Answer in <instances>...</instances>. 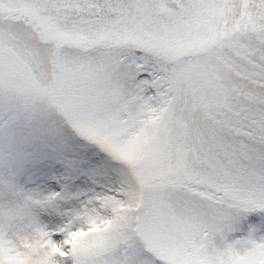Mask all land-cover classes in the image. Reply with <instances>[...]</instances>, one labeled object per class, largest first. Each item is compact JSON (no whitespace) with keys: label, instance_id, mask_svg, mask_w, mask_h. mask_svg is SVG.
<instances>
[{"label":"snow or ice","instance_id":"obj_1","mask_svg":"<svg viewBox=\"0 0 264 264\" xmlns=\"http://www.w3.org/2000/svg\"><path fill=\"white\" fill-rule=\"evenodd\" d=\"M0 264H264V0H0Z\"/></svg>","mask_w":264,"mask_h":264}]
</instances>
